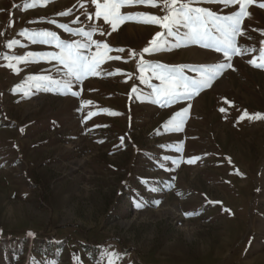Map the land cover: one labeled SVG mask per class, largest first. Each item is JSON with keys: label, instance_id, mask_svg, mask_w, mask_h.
<instances>
[{"label": "rangeland", "instance_id": "rangeland-1", "mask_svg": "<svg viewBox=\"0 0 264 264\" xmlns=\"http://www.w3.org/2000/svg\"><path fill=\"white\" fill-rule=\"evenodd\" d=\"M154 2L116 9L131 18L113 30L91 0H0V264H109L108 253L115 264H264V67L249 62L264 63V0L245 5L230 59L184 39L185 29L143 53L166 31L136 22L167 14ZM183 2L239 11L223 0ZM58 25L94 29L101 45L89 50L100 53L96 69L70 90L29 79H69L56 60L26 55L59 52L35 33L82 39ZM142 61L187 66L197 79L202 65L230 67L162 106L152 91L160 81Z\"/></svg>", "mask_w": 264, "mask_h": 264}, {"label": "snow or ice", "instance_id": "snow-or-ice-1", "mask_svg": "<svg viewBox=\"0 0 264 264\" xmlns=\"http://www.w3.org/2000/svg\"><path fill=\"white\" fill-rule=\"evenodd\" d=\"M35 2V0H34ZM130 0H103V3L98 0H91V3L95 5L96 17H103V20L112 24L113 30L116 29L118 22H124L129 20V16H120L115 14V10L120 8ZM136 3L150 4L155 7L154 0H135ZM252 0H223L224 4L235 5L239 4V11H236L230 15H218L215 12L203 8L192 7L189 3L183 2V0H164V8L168 10L167 14L162 18L156 16H147L145 20H138L136 22L158 24L162 29L166 30L164 33L157 32L156 36L150 42V47H145L143 53L154 54L161 49L162 44L166 47L168 41L158 40L157 38L164 36H174L180 29H185L183 32V38L196 44H201L205 47L211 48L216 52L223 54L225 58L231 57L233 52L237 51L235 37L240 32L241 17L246 15L245 5L250 4ZM264 8V4L259 5ZM70 10L61 13V15H70ZM137 16H144L143 13H137ZM91 18V17H89ZM79 20L73 21L78 23ZM58 27L70 32L72 35L79 34L82 39L75 41L61 40L55 32L42 31L33 34V42H39L43 44L53 45L59 49V52L49 53H27V56H43L56 60L63 66L68 80L59 81L50 78L49 76H34L30 77L35 81L36 86L39 88H64L66 90L71 89V79L80 80L88 73L93 72L98 66L99 52L89 54V50L93 45L99 48L101 45L99 42L92 39L95 30L86 31L84 29L71 30L67 25H58ZM35 37H39L36 40ZM103 47L112 51L107 44ZM117 51H123V49H117ZM261 56L264 57V49L261 50ZM6 59H16L20 61V57H11ZM114 59H120L119 56ZM254 66L264 67V63L255 64ZM6 66L12 67L11 63ZM187 66L178 67H166L163 64L152 65L151 63H144L140 70H151L156 79L160 81L159 85L152 88L153 94L156 99L154 102L163 105H171L176 101L184 97H190L192 94L197 93L199 90L206 88L210 85V82L216 78V76L225 68L230 67L226 64H218L215 66L214 71L206 72L207 65L200 66L199 69H194L200 73V78L189 77L185 75L184 68ZM73 95L76 93L73 92ZM187 109H185L186 111ZM223 111V109H221ZM175 115H180L177 113ZM257 118L260 117L257 114ZM178 128V125H177ZM163 147V146H162ZM166 159V158H165ZM191 163V161H189ZM142 183H147V180H142ZM155 190V189H151ZM158 203V202H157ZM137 207H141V204H137ZM197 213H186V215H193ZM27 235L33 236L34 234L29 232ZM109 264H115V258L117 254L108 253Z\"/></svg>", "mask_w": 264, "mask_h": 264}]
</instances>
